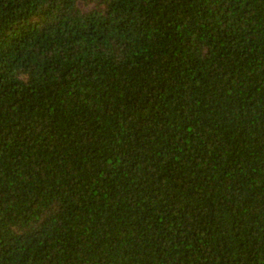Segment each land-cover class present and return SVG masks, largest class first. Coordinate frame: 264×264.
Wrapping results in <instances>:
<instances>
[{"label":"trees","instance_id":"trees-1","mask_svg":"<svg viewBox=\"0 0 264 264\" xmlns=\"http://www.w3.org/2000/svg\"><path fill=\"white\" fill-rule=\"evenodd\" d=\"M0 264H264V0H0Z\"/></svg>","mask_w":264,"mask_h":264},{"label":"rangeland","instance_id":"rangeland-1","mask_svg":"<svg viewBox=\"0 0 264 264\" xmlns=\"http://www.w3.org/2000/svg\"><path fill=\"white\" fill-rule=\"evenodd\" d=\"M93 5H94V3H93V4H91V6H93ZM86 6H87V7H89L90 5H86ZM86 6H85V7H86Z\"/></svg>","mask_w":264,"mask_h":264}]
</instances>
